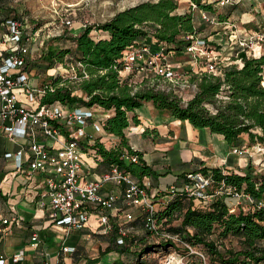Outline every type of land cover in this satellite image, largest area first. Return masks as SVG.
Here are the masks:
<instances>
[{"label":"built area","instance_id":"built-area-1","mask_svg":"<svg viewBox=\"0 0 264 264\" xmlns=\"http://www.w3.org/2000/svg\"><path fill=\"white\" fill-rule=\"evenodd\" d=\"M245 0H217L220 6L244 3ZM260 0L252 4V9L260 12ZM192 8H198L200 18L211 23L217 22L216 16L209 14L196 3L190 1ZM22 15L14 14L2 19L0 26V129L11 138L17 136L25 139L29 150L28 175L35 171L45 172L44 196H47L50 205V218L56 226H63L67 234L72 228L88 226L89 217L93 213L98 215L101 231L107 232L112 225L110 217L114 215L113 207L118 193L111 190L102 191L106 183H113L123 192L126 203L139 207L142 217V227L145 231L159 234L163 240L171 241L183 246L189 252L197 253L180 233L161 230L157 218L158 205L152 194L159 195V203L172 199L179 192L191 198L195 204L205 206L218 197H228L229 211H247L254 209L264 210V194L256 197L253 193L244 190L233 183L220 179L217 183L209 173L201 171L190 172L180 185L169 184L163 191L152 193L151 181L147 176L138 179L119 164H111L103 173L90 174V166L83 159L85 145L94 141L97 133H101L105 119L111 110L100 105L70 106L59 100L42 102L41 98L47 90L53 87L47 81L36 83L34 74L29 67L32 59L31 42L39 34L40 27L29 26ZM264 18V17H263ZM70 18H63V26L71 25ZM86 26L85 24L83 25ZM230 48L236 47V55L244 51L247 56L262 53L264 41V21L258 23L257 28L243 35H233ZM188 43L184 46L190 55V63L175 61L171 58L176 49H168L166 42H159L152 46L147 42H138L128 45L121 54L124 61L123 68L119 69L121 81L131 86L132 92L140 88H150L171 94L182 105H186L198 90V82L203 72L222 75V50L205 35L196 33L184 37ZM234 44V45H233ZM239 61L242 63L241 58ZM221 60V61H220ZM61 63V62H60ZM73 73L63 78H82L89 74L81 68L78 76L75 68ZM23 94L22 99L20 95ZM218 98L226 95L217 94ZM91 124L92 131L85 126ZM41 137V138H40ZM256 150L264 155V144L255 143ZM248 148L231 147L232 154L241 155ZM26 152L25 147L16 152L7 151L6 156H15L20 166ZM123 158L128 161H137L136 154L124 153ZM228 173L229 171H223ZM158 203V202H157ZM41 204H45L41 201ZM4 218L3 222H8ZM127 229L120 227L117 243H123L127 237ZM37 233H33L35 239ZM74 247L62 245L61 251H72ZM199 253V252H198ZM202 255V254H201ZM38 264H51L45 253L38 254ZM13 259H23V250L13 254ZM6 258L0 254V264Z\"/></svg>","mask_w":264,"mask_h":264},{"label":"trees","instance_id":"trees-1","mask_svg":"<svg viewBox=\"0 0 264 264\" xmlns=\"http://www.w3.org/2000/svg\"><path fill=\"white\" fill-rule=\"evenodd\" d=\"M191 1L206 11L213 10L210 1ZM6 2L0 0V7H5ZM177 7V0L138 2L117 11L102 23L86 25L77 34L70 35L72 47L56 46L48 48L46 52L50 65L51 60L64 62L68 56L78 76L81 68L89 76L70 79L63 78L60 73H53L44 80L53 89L47 90L41 101L59 100L70 106L96 104L110 109L111 114L105 119L103 130L118 137L119 143L106 147L96 137L84 150L94 153L95 157L100 156L110 165H121L138 179L157 175L152 166L142 158V152L133 149L126 138L129 125L140 122L137 114L131 112L145 101H151L156 108L167 111L175 118L188 120L194 127H207L210 131L221 134L231 147L264 144V52L247 56L244 51H240L237 57L241 58V65L232 63L224 66L222 75L203 72L197 92L186 105L163 91L140 88L132 92L131 86L120 80L119 69L125 64L121 54L128 45L147 42L156 46L163 41L170 46L168 49L179 50L188 43V40L179 35L197 33L190 13L177 12ZM34 27L35 25L32 28ZM92 29L105 31L106 35L96 38L91 35ZM223 88L227 97L218 98L217 94ZM74 89L81 93H75ZM207 104L212 105L213 109L210 110ZM244 134L247 135L248 142L245 141ZM124 153H134L138 160H125ZM209 169L215 183L224 179L256 197L264 194V172L252 173L251 164L244 173L230 170L223 174L217 167H202L200 170L209 173ZM228 208V197L225 196L200 206L179 192L172 199L158 205L157 218H166L171 222L176 216L180 217L179 224L169 225L168 230L184 234L183 237L193 246L208 249L221 264H259L264 261V210L231 212ZM216 231L215 239L211 236ZM229 235L240 239V247L237 250L228 247L221 251L216 242ZM117 237V233L113 232V238L109 239L105 250L127 252V238L120 244L117 243ZM178 246L171 241H159L158 244L145 245L139 252L133 253L135 257L132 260L124 262L118 258L111 264H145L142 260L145 249L158 247L167 250Z\"/></svg>","mask_w":264,"mask_h":264},{"label":"crops","instance_id":"crops-1","mask_svg":"<svg viewBox=\"0 0 264 264\" xmlns=\"http://www.w3.org/2000/svg\"><path fill=\"white\" fill-rule=\"evenodd\" d=\"M2 15L0 7V26L4 16ZM231 15L223 17L224 19L219 23L226 22V19L230 20L233 17ZM221 32L225 31H217L208 38L213 39V36ZM105 35V31L97 30L96 38ZM20 97L23 99V94ZM141 106H145L142 111L137 107L131 112L137 114L140 122L137 125H129L126 138L133 149L142 152V158L157 173L154 177L147 176L151 181L153 193L162 191L169 184L180 185L188 173L201 171L202 167H217L223 171L234 170L238 173L246 171L249 165L248 158L232 154L231 146L221 134L212 132L207 127H194L188 120L175 118L167 111L156 108L151 101H145ZM85 129L92 131L91 124L85 126ZM103 133L105 131L95 134L102 142ZM109 136L115 135L108 133L107 137ZM93 142H89L85 148ZM21 147H25L26 152L21 165L18 166L15 156L9 157L5 154L7 151L16 152ZM29 155L25 139L20 136L11 138L8 133L0 129V254L6 258L4 264H38L40 252L46 254L51 264H83L84 261L111 264L113 256L107 255L118 252L107 251L105 248L109 239L113 238V232L118 236L120 227L128 229L123 225L124 223L135 220H138L136 229H143L139 207L127 204L123 192L117 185L106 183L103 186L104 193L111 190L118 193L112 210L114 215L110 217L112 227L109 231L110 235H104L99 243H105V247L101 245V249L104 250L103 255L99 259H88L87 255H96V250L91 251L96 241L90 237V230L96 229L100 234L103 232L98 215L93 213L89 217L88 226L72 228L67 234L63 226L54 225L49 215L48 198L43 194L45 172L37 170L33 175L27 174ZM83 159L90 166L88 178L103 173L110 167L107 161L102 160L100 156L95 157V154L88 150L83 151ZM158 198L160 199V196ZM41 201L45 204H41ZM159 204L158 201L157 205ZM131 210L137 212L138 218L131 216ZM121 216H125L123 223L120 222ZM4 218H8L9 221L3 222ZM116 228L118 230H115ZM33 233H37L35 239L32 238ZM62 245L72 246L74 250L61 251ZM20 250H23V259L15 261L13 254Z\"/></svg>","mask_w":264,"mask_h":264},{"label":"rangeland","instance_id":"rangeland-1","mask_svg":"<svg viewBox=\"0 0 264 264\" xmlns=\"http://www.w3.org/2000/svg\"><path fill=\"white\" fill-rule=\"evenodd\" d=\"M6 6L2 8V12L4 15L11 16L17 12L18 15H22V18L27 22L30 26L35 25V27H40L39 34L35 40L31 42L32 48V59L29 62V67L34 74V81L36 83L42 82L52 76L53 73H63L65 76L71 75L73 73L72 66L70 64V58L67 56L64 62H55L51 60V65L49 64L50 60L47 57V49L53 47H63L70 48L73 45L72 39L70 35H75L77 31L83 28L85 25L95 26L98 23H102L105 20H108L112 17L117 11L122 10L126 7L137 4L138 2L145 0H6ZM155 1V0H152ZM191 0H177L178 7L176 8L177 12H186L190 13L192 16V20L195 28L197 29V33L199 35L208 36L213 35L217 31H225L221 32L219 35L213 36V39H209L212 45H215L216 48H220L222 50V65L226 66L232 63L241 65L237 55H236V47L230 48L232 41L235 39L233 36L236 32L239 35H243L245 32L253 31L257 28L258 23H262L264 21V0H260V12H256L252 9V4L259 0H245L244 3L228 5V6H220L217 3V0H202V1H210L213 7L212 11H207L209 14H212L217 17V22H209L200 18V14L198 8H192L190 5ZM251 2V3H250ZM238 9L240 11H238ZM8 11V12H4ZM9 15H6L8 14ZM233 14V15H231ZM233 16L230 20L226 19V22L219 23L220 21L227 16ZM5 16H3L5 18ZM224 17V18H223ZM2 18V19H4ZM63 18H70L72 23L69 26H63L61 24V20ZM226 25V26H225ZM241 29H239V27ZM234 31H231V30ZM75 33V34H74ZM231 33V34H230ZM91 35L97 37V30L92 29ZM179 37L183 38L185 35H179ZM147 39V38H146ZM153 42V41H152ZM263 46L261 47V51L264 52V41H262ZM234 45V44H233ZM171 58L175 61H182V63L189 64L190 63V55L185 52L184 47L181 49H177L174 54H172ZM49 66V67H48ZM70 79H75L71 77H67ZM74 82V81H73ZM73 86L75 83H71ZM74 92L80 94L81 92L78 89H74ZM222 95H226L225 88L222 89L220 93ZM210 110L213 109V106L207 104ZM145 106H140V110L142 111ZM108 133L105 132L101 137H104L103 144L107 147H111L119 143V138L116 136L107 137ZM245 141L248 142V137L244 134ZM100 140V138L98 137ZM84 145H87L85 139L82 140ZM101 141V140H100ZM102 142V141H101ZM248 148L247 152L239 156H246L249 160V164L252 167V173L264 172V155L259 153L256 150L255 144L246 146ZM237 155V154H234ZM202 172V171H201ZM164 190V189H163ZM162 190V191H163ZM153 193V191H152ZM159 195L155 196L152 194V198L158 204L157 200H159ZM158 207V206H157ZM132 211V215L137 217L134 210ZM138 215V214H137ZM130 216V215H129ZM138 218V217H137ZM125 216H121L120 222H124ZM181 218L176 216L168 222L166 218L159 217L160 231L168 230L169 225H177L179 224ZM138 220L134 222L124 223L127 229V247L128 251L125 253H110L107 256L111 257V260L121 259L126 262L134 259L133 253L139 252L141 248L145 245L158 244L159 241H163L159 234L151 233L148 231L137 230L135 225ZM122 222V223H123ZM95 229V228H94ZM96 231V232H95ZM100 232L95 230H90V237L94 238L93 250L95 254L93 256L91 254L87 255L86 258L93 260L94 258H100L103 255L104 250L101 249L105 247L104 244H99L100 241L103 240L104 235H110L109 232ZM216 233L212 234V238L216 239ZM184 235V234H182ZM102 236V238L100 237ZM217 248L223 251L224 249L230 247L231 249L237 250L240 247V239L237 236L229 235L222 240L216 242ZM264 244V240H263ZM91 249V248H90ZM193 249L198 250L197 253L189 252L183 246H178L176 249H158V247L154 249H145L142 260L145 261V264H221L216 256L212 254L208 249H200L197 246H194ZM202 254V255H201ZM115 257V258H114ZM98 262V261H95ZM94 264V262L84 261L83 264ZM240 264V263H237ZM259 264H264V261H261Z\"/></svg>","mask_w":264,"mask_h":264},{"label":"water","instance_id":"water-1","mask_svg":"<svg viewBox=\"0 0 264 264\" xmlns=\"http://www.w3.org/2000/svg\"><path fill=\"white\" fill-rule=\"evenodd\" d=\"M209 171H211V170H209Z\"/></svg>","mask_w":264,"mask_h":264}]
</instances>
